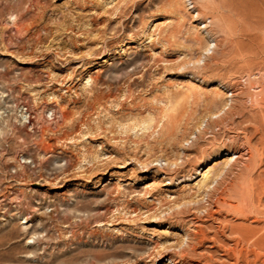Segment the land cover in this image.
<instances>
[{"label": "rangeland", "instance_id": "rangeland-1", "mask_svg": "<svg viewBox=\"0 0 264 264\" xmlns=\"http://www.w3.org/2000/svg\"><path fill=\"white\" fill-rule=\"evenodd\" d=\"M263 90L264 0H0V264H206L264 227Z\"/></svg>", "mask_w": 264, "mask_h": 264}, {"label": "bare ground", "instance_id": "bare-ground-1", "mask_svg": "<svg viewBox=\"0 0 264 264\" xmlns=\"http://www.w3.org/2000/svg\"><path fill=\"white\" fill-rule=\"evenodd\" d=\"M193 9V8H192ZM254 76H255V74H254ZM256 79V78H255ZM251 86V85H250ZM220 90V88L218 87V86H216V87H213V89H212V91L213 92H217L218 93V91ZM264 91V90H263ZM209 92V91H208ZM256 92V91H255ZM261 92V91H260ZM250 93V92H249ZM261 94V93H260ZM1 95V94H0ZM233 96V92H232V90L229 92V94H228V97L230 98V97H232ZM244 99V98H243ZM249 99V98H248ZM254 99V98H253ZM5 101V100H4ZM219 103V102H218ZM246 103V102H245ZM234 104V103H233ZM256 105V104H255ZM259 106H260V103L258 104ZM242 106V105H241ZM240 107V106H239ZM5 108V107H4ZM19 108H21V107H19ZM263 108V107H262ZM234 110H231V111H235L236 109L235 108H233ZM260 109V108H259ZM18 110V109H17ZM6 111V110H5ZM29 111V109L27 110V109H21V114H22V119L25 121V123L26 124H29V123H31L32 121H31V113H29L28 112ZM51 111H53V110H51ZM57 111V110H56ZM231 111H229L230 113H231ZM246 111V110H245ZM260 111H261V109H260ZM259 111V112H260ZM55 112V111H54ZM31 114V115H30ZM258 115H256V114H250V115H247V116H244L245 118H244V122H246V123H252L253 124V122L254 121H256V123L258 124V128H261V131H262V136L260 137L262 140H264V111H261L260 113H257ZM33 120V119H32ZM34 122V121H33ZM234 124V123H233ZM23 125V124H22ZM32 125H33V123H32ZM212 125V124H211ZM242 125V123L240 122H238V124L236 125L237 127L238 126H241ZM255 128V127H254ZM255 129H257V127L255 128ZM26 130V129H25ZM260 131V130H259ZM221 132V131H220ZM244 133V132H243ZM253 138V137H252ZM260 139V140H261ZM256 143L255 142H253V139H250L249 140V143H248V148L247 149H240L236 154H237V157H236V159H237V163H240L241 162V160H248V161H250L251 163H256L257 164V162H256V160H257V158H256V154H257V152H258V149H257V147H256ZM262 149V148H261ZM261 152V151H260ZM233 152H231V151H229V150H227V151H225V152H223L222 154H221V156L222 157H218L219 155H217V157L213 160V162H214V165L212 166V165H209L208 164V166H206L205 168V170L202 172V174H201V180H200V184H199V187H200V190L201 189H207V188H209L213 183L214 184H216L215 182L218 180V175H220L219 173L220 172H222V171H224L225 169H226V167L228 166V164H229V162H230V160H233L232 158L230 159V158H227V159H224V158H226V157H231L233 154H232ZM264 153V152H263ZM262 153V154H263ZM47 155V154H46ZM260 155V154H259ZM262 156V155H261ZM260 158H262V157H260ZM239 161V162H238ZM261 162V161H260ZM259 162V163H260ZM262 163V162H261ZM173 165H175V167H177V164H173ZM247 168H249V167H247ZM263 168V167H262ZM166 169V168H165ZM226 171V170H225ZM181 172V171H180ZM251 172V171H250ZM226 173V172H225ZM165 175H166V173H164ZM222 174V173H221ZM243 175V174H242ZM259 175V174H258ZM222 176V175H221ZM246 176V175H245ZM242 177V178H245L246 179V177ZM256 176V175H255ZM220 177V176H219ZM235 177V176H234ZM254 177V176H253ZM236 178H237V176H236ZM255 179V178H254ZM254 179H253V183L255 182L254 181ZM169 180H171V179H169ZM246 181V180H245ZM240 182H242V181H240ZM244 182V181H243ZM257 183H258V181H257ZM251 184H252V180L250 181V183H248L244 188H242V190L240 191V194H239V198L238 199H240L241 200V207L242 206H246L245 208H248L249 209V207L251 208H253V209H255V211L257 210L256 209V207H254L253 206V197L251 196L252 195V192H250V190H249V188H251ZM255 185V184H254ZM253 185V186H254ZM243 186V185H242ZM259 189V188H258ZM198 190V189H197ZM257 190V189H256ZM238 191V190H237ZM260 191V190H259ZM205 192H206V190H205ZM150 193V192H149ZM199 193V192H198ZM203 193V192H202ZM201 193V194H202ZM207 193V192H206ZM213 193V192H212ZM256 193L258 194V191H256ZM231 194V193H230ZM213 195V194H212ZM206 196V195H205ZM207 196H209V195H207ZM221 197V196H220ZM258 197V196H257ZM237 199V200H238ZM259 199V198H258ZM240 200L237 202V203H239L240 202ZM257 200V199H256ZM219 202V201H218ZM261 202V200H258V203H260ZM233 203V202H232ZM255 203V202H254ZM211 205V204H210ZM261 205H264V204H261ZM231 208H234L236 211L235 212H241V209H240V206L239 205H237V206H231ZM264 208V207H263ZM218 209V208H217ZM229 209V208H228ZM233 209V210H234ZM231 210V209H230ZM229 210V211H230ZM215 211H217V210H215ZM228 212V211H227ZM243 212V211H242ZM257 212V211H256ZM182 213V212H181ZM229 213V212H228ZM231 213V212H230ZM244 213V212H243ZM214 214V213H213ZM235 214V213H234ZM168 215V214H167ZM214 216V215H213ZM212 216V217H213ZM258 216V215H257ZM207 219V218H206ZM220 219V218H219ZM218 220V219H217ZM227 220V219H226ZM245 221V220H244ZM253 221V220H252ZM221 222H223V221H221ZM244 223H246V222H244ZM253 224V223H252ZM255 224V223H254ZM245 225V224H244ZM226 226V225H225ZM241 226V225H240ZM255 226V225H254ZM253 225H249V226H247V227H245L244 226V232H242V230L240 231V230H238V229H233V231H231V232H229L231 235H236L237 236V238H238V244H236L237 245V247H236V245H232V246H230L229 244H228V242H226V241H224L223 239H219V236L218 235H214V237H212V238H210L209 236V238H210V241H212V245L211 246H209L208 247V249H207V251H205L204 253H201V255L202 256H205V260H206V264H214V263H216V264H232V263H227L228 261H226L224 258H227L229 261H230V255H231V253L233 252L234 253V255H237L239 252V250L241 249V247H240V249L238 250V245H239V242L241 241L242 243H246V246L248 247V250H249V248H250V246L252 245H250V243H252L253 242V240H251L255 235H260L259 233H260V231L261 230H264V227L262 226V224H261V226L262 227H254ZM237 228H239V226L237 227ZM230 229V228H229ZM226 230H228V229H226ZM214 234V233H213ZM217 234V233H216ZM196 235V234H195ZM258 235H257V237H258ZM204 236V235H203ZM213 236V235H212ZM230 236V235H229ZM207 237V238H208ZM256 237V238H257ZM206 238V237H205ZM221 238V237H220ZM224 238V237H223ZM255 238V239H256ZM204 239V238H203ZM258 239V238H257ZM260 240H258V241H260V243L262 242V247L259 245V243H258V245L257 246H260V248H262L263 249V243H264V234H263V236L262 237H260L259 238ZM192 240V239H191ZM228 240V239H227ZM208 241V240H207ZM256 241L257 240H255V243L254 244H256ZM242 245V244H241ZM248 245H250V246H248ZM253 246V245H252ZM183 248V247H182ZM217 248V249H216ZM246 249L247 248H245V250L244 251H246ZM253 249L255 250V247L253 246ZM257 249V248H256ZM189 250V249H188ZM216 250V251H215ZM261 250V249H260ZM253 251V250H252ZM184 252H185V250H184ZM232 253V254H233ZM254 253V252H253ZM200 254V253H199ZM216 254H218L219 256H217ZM230 254V255H229ZM242 254H244V253H242ZM186 255V254H185ZM234 255H232V256H234ZM245 255H247V254H245ZM250 255V254H249ZM239 256V255H238ZM235 257H237V256H235ZM234 257V258H235ZM247 257V256H246ZM231 259H232V257H231ZM235 259H237V258H235ZM239 259V258H238ZM245 259V258H244ZM236 263V262H235ZM234 263V264H235ZM248 263V262H247Z\"/></svg>", "mask_w": 264, "mask_h": 264}]
</instances>
